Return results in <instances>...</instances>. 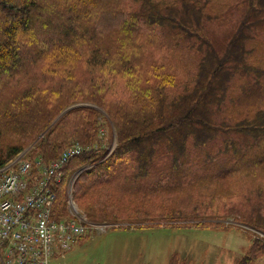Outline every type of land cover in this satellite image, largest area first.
<instances>
[{"label": "trees", "instance_id": "obj_1", "mask_svg": "<svg viewBox=\"0 0 264 264\" xmlns=\"http://www.w3.org/2000/svg\"><path fill=\"white\" fill-rule=\"evenodd\" d=\"M245 3L251 11L264 8V0ZM202 6L185 0H137L134 6L125 0H0V169L23 151V144L10 141L29 138L34 125L42 132L35 149L51 161L72 139L91 142L103 112L118 128L117 148L109 157L90 151L75 158L78 168L88 167L74 184L79 208L91 221L102 222L118 218L111 211L116 180H159L149 170L157 158H164L170 168L161 180L178 179L189 162L191 139L203 151L221 128L249 131L253 144L245 142L239 152L247 151V158L256 148L257 154L264 153V106L238 126L218 124L217 119L237 77L258 81L264 73L247 62L248 40L243 41L241 31L248 18L226 49L202 35ZM257 16L264 18L262 12ZM150 34L157 37L148 41ZM176 44L205 57L199 55L198 70L182 91L169 96L179 78L143 54L147 47L172 49ZM78 104L89 105L61 116ZM227 142L236 145L226 139L220 149L230 150ZM228 162L231 167L215 177L223 190L215 192L208 207L196 205L188 213L167 208L162 217L218 228L234 218L264 233V154L246 166ZM116 171L118 178L111 173ZM237 176L243 180H231ZM68 184L65 169L56 202L62 215L67 214L60 203L69 199ZM227 202L221 211L220 204ZM261 252L264 245L258 240L239 264H251Z\"/></svg>", "mask_w": 264, "mask_h": 264}, {"label": "rangeland", "instance_id": "obj_2", "mask_svg": "<svg viewBox=\"0 0 264 264\" xmlns=\"http://www.w3.org/2000/svg\"><path fill=\"white\" fill-rule=\"evenodd\" d=\"M116 1L124 3V0ZM136 1L125 0V4L134 6ZM149 1L164 4L165 0ZM185 1L191 3L194 1L197 5L206 6L202 11L203 15L202 12L198 15L201 20L204 19L202 35L226 49L234 32L239 29L246 16L248 20L241 32L246 37L243 41L248 40L245 43L248 52L247 62L251 68L264 71V18L257 16L258 12H262L264 16L263 7L251 11L245 0H201L202 4H199L200 0ZM156 32L159 33L161 30ZM155 35L150 34L152 38H148V41H153L157 37V34ZM161 35L162 32L159 33V37ZM147 48L149 55L143 54L146 61H157V64H161L177 79L179 78L177 88L168 90L169 96L182 91L183 85L187 81L190 82L197 72L200 56L205 57L178 44L172 49ZM168 75L174 78L173 75ZM262 106H264V73L258 81L248 75L237 77L231 85L222 110L217 113L218 124L224 121L227 126H238L240 122L253 118ZM38 125L32 127V135L29 138L10 141L12 145L23 144L24 148L19 157L32 159L41 155L35 149V143L42 135L41 130L38 131L36 128ZM96 128L98 130L92 134L91 142L82 143L78 139H72L62 147L59 155L70 146L79 144L86 153L94 151L98 156L107 153L109 157L118 145V128L103 112ZM216 132L217 130L214 131L212 138ZM248 132L240 130V133H237L227 129L224 131V128H221L209 147L206 146L203 151L198 150L191 139L187 153L189 162L183 170L184 174H180L176 180H161L162 173L170 169H167V161L164 158H157L149 168L152 175L161 176L159 180L156 176L129 182L116 180L113 184L116 190L111 211L115 210L118 218L93 222L79 208L80 214L87 218L92 227L78 244L65 256L56 258L52 264H239L256 241L259 240L264 245V241L260 240L264 239L263 232L255 231L234 218L224 220L223 225L227 227L218 228L214 225L197 227L186 225L192 224L187 220L165 219L162 213L167 208H176L188 213L189 208L196 205L208 207L210 198L215 192L218 190L220 193L223 190L217 184L215 177L219 172L223 173L225 169L231 167L228 160L232 164L238 162L241 166H246L249 162L259 159L264 154L262 151L257 154L259 148L250 153L249 158L245 156L247 151L239 152L245 142L249 141L251 145L253 144ZM226 139H231L236 144L225 143L230 150L220 149ZM158 150L159 148L157 152ZM78 166L79 158L67 165L66 180H69V183L82 169ZM111 173L115 176L119 174L117 171ZM242 178L237 176L231 180H243ZM226 204L228 202L220 204L221 211L225 210ZM60 206L65 207L64 211L69 210L67 200L60 203ZM123 212L131 213V216ZM251 264H264V252L259 253Z\"/></svg>", "mask_w": 264, "mask_h": 264}, {"label": "built area", "instance_id": "obj_3", "mask_svg": "<svg viewBox=\"0 0 264 264\" xmlns=\"http://www.w3.org/2000/svg\"><path fill=\"white\" fill-rule=\"evenodd\" d=\"M85 149L69 147L56 160L20 159L0 169V264H51L89 229L70 193L69 216L56 202L63 170Z\"/></svg>", "mask_w": 264, "mask_h": 264}, {"label": "water", "instance_id": "obj_4", "mask_svg": "<svg viewBox=\"0 0 264 264\" xmlns=\"http://www.w3.org/2000/svg\"><path fill=\"white\" fill-rule=\"evenodd\" d=\"M80 105H75V106H72V107H70V108H68L62 115H64L66 112H68L69 110H72V109H74V108H76V107H79ZM61 115V116H62ZM60 116V117H61ZM60 117L58 118V119H60ZM84 171V169H82L81 171H79V172H77L76 173V175H75V177H74V181L78 178V176L82 173Z\"/></svg>", "mask_w": 264, "mask_h": 264}, {"label": "bare ground", "instance_id": "obj_5", "mask_svg": "<svg viewBox=\"0 0 264 264\" xmlns=\"http://www.w3.org/2000/svg\"><path fill=\"white\" fill-rule=\"evenodd\" d=\"M80 106H83V105H89V104H79Z\"/></svg>", "mask_w": 264, "mask_h": 264}]
</instances>
